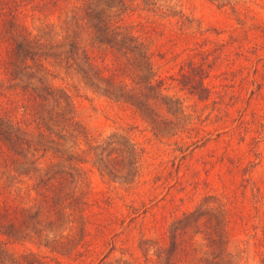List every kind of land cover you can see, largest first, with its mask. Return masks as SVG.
Wrapping results in <instances>:
<instances>
[{
  "label": "trees",
  "instance_id": "1",
  "mask_svg": "<svg viewBox=\"0 0 264 264\" xmlns=\"http://www.w3.org/2000/svg\"><path fill=\"white\" fill-rule=\"evenodd\" d=\"M127 4L186 22L171 0H0V264H45L30 251L6 248L7 242L32 238L60 255L84 260L93 252L92 238H102L114 220L106 197L89 201L84 163L112 180L129 182L136 174L132 143L117 133L100 142L87 137L66 91L48 81L49 64L72 68L94 90L132 107L154 133L183 113V97L176 91L197 101L210 98L208 72L201 67L186 72L185 62L176 76L154 74L143 37L116 16ZM33 20L54 36L32 32L27 21ZM82 28L88 42L79 37ZM221 98L212 99V107ZM227 220L224 205L206 195L170 223L165 244L147 245L154 260L104 254L93 264H230ZM258 264H264V254Z\"/></svg>",
  "mask_w": 264,
  "mask_h": 264
},
{
  "label": "rangeland",
  "instance_id": "2",
  "mask_svg": "<svg viewBox=\"0 0 264 264\" xmlns=\"http://www.w3.org/2000/svg\"><path fill=\"white\" fill-rule=\"evenodd\" d=\"M171 2L186 22L133 4L117 9L116 16L143 37L155 75L176 76L185 62L186 72L201 67L208 72L204 81L210 98L197 101L176 91L183 97V113L154 133L132 107L94 90L72 68L49 64L48 81L66 91L87 137L100 142L117 133L132 143L136 174L129 182L112 180L89 161L84 163L89 201L106 197L107 211L114 217L102 238H92L93 252L84 260L60 255L36 238L7 242L10 251H30L45 264H93L104 254L154 260L147 245L165 244L170 223L212 195L227 211L229 263L258 264L264 254V0ZM141 23L147 26L140 28ZM27 24L34 33L54 36L42 32L46 28L40 21ZM87 36L82 28L79 37L88 42ZM218 94L222 98L212 107ZM79 146H85L84 139Z\"/></svg>",
  "mask_w": 264,
  "mask_h": 264
}]
</instances>
